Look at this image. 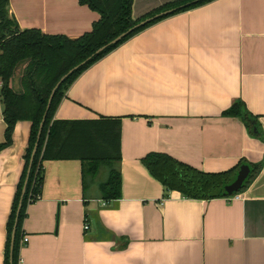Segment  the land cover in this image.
I'll use <instances>...</instances> for the list:
<instances>
[{"label": "crops", "instance_id": "obj_1", "mask_svg": "<svg viewBox=\"0 0 264 264\" xmlns=\"http://www.w3.org/2000/svg\"><path fill=\"white\" fill-rule=\"evenodd\" d=\"M174 1L132 0V18ZM9 13L21 31L69 39L99 20L78 0H9ZM239 102L264 140V0H214L107 54L68 88L54 120L120 121V199L102 201L97 177L85 188L79 161L45 162L41 199L23 222L20 261L264 264V142L238 118L222 116ZM5 128L0 102V144ZM30 131V122H18L0 151V264ZM149 154L204 174L233 171V178L243 160L261 170L235 196L189 199L151 176L142 164Z\"/></svg>", "mask_w": 264, "mask_h": 264}, {"label": "trees", "instance_id": "obj_2", "mask_svg": "<svg viewBox=\"0 0 264 264\" xmlns=\"http://www.w3.org/2000/svg\"><path fill=\"white\" fill-rule=\"evenodd\" d=\"M212 1L214 0H176L134 20L132 0H78L81 6L97 13L99 20L93 24L90 32L77 39H69L65 36L45 35L36 29L21 31L9 13V0H0V102L6 125L0 151L11 145L14 127L18 122L31 123L24 168L6 224L3 264H18L20 260V242L25 235L22 231L23 222L28 206L41 199L45 162L79 161L85 188L86 182L95 180L100 168L104 167L107 178L98 186L100 199L106 203L120 199L121 179L117 169L121 161L120 121L105 118L91 121H55V111L68 88L83 72L136 34L161 20ZM169 10L173 12L134 29L117 44L110 45L94 55L98 49L140 22ZM83 62L85 64L69 75L56 90L47 110L51 91L56 84L71 69ZM20 66L21 92H18L11 86V82ZM222 116L238 118L250 137L264 142L257 118L246 110L243 103H237ZM43 118L45 121L40 138L37 139ZM35 145L37 151L32 157ZM241 163L248 166L249 175L239 192L243 191L261 170V164L252 165L243 160L239 166ZM142 164L166 191L179 192L189 199L222 198L221 189L235 177L234 175L232 178L233 171L204 174L161 154L147 155ZM23 188L25 192L22 195ZM19 203L21 206L18 210ZM13 230L15 236L11 251Z\"/></svg>", "mask_w": 264, "mask_h": 264}, {"label": "water", "instance_id": "obj_3", "mask_svg": "<svg viewBox=\"0 0 264 264\" xmlns=\"http://www.w3.org/2000/svg\"><path fill=\"white\" fill-rule=\"evenodd\" d=\"M173 11L172 10H169V11H166V12H163V13H160L158 15H155L154 17L152 18H148L142 22H140L139 24H137L136 26H134L133 28L129 29L127 32L121 34L120 36H118L116 39H114L111 43H109L108 45L98 49L94 55H97L99 53H101L106 47L110 46V45H115L117 44L118 42H120L125 36H127L130 32H132L134 29L136 28H139L145 24H148L149 22H151L152 20H155L156 18H159V17H162V16H166V15H169L170 13H172ZM92 58V57H91ZM89 58V59H91ZM88 59V60H89ZM87 60V61H88ZM86 61V62H87ZM83 64H85V62H83L82 64H80L79 66L77 67H74L73 69H71L65 76H63L59 82L56 84V86L54 87V89L51 91V94H50V97H49V100H48V105H47V110L49 109V106L51 104V101L53 99V96L56 92V90L59 88V86L65 81V79L71 75L74 71H76L80 66H82ZM44 118L40 124V127H39V131H38V135H37V139L40 138V135H41V130H42V127H43V124H44ZM256 132V131H255ZM37 151V146L35 145L33 151H32V157L35 155ZM248 175H249V168L247 165H243L239 168V171L237 173V175L235 176L234 180L224 186L221 191H220V196L222 198H227V197H231L233 196L234 194H237L243 187L245 181L247 180L248 178ZM25 192V189L23 188L22 190V195L24 194ZM21 206V203H19V207H18V210ZM14 236H15V231L13 230L12 232V235H11V251L13 249V242H14Z\"/></svg>", "mask_w": 264, "mask_h": 264}, {"label": "rangeland", "instance_id": "obj_4", "mask_svg": "<svg viewBox=\"0 0 264 264\" xmlns=\"http://www.w3.org/2000/svg\"><path fill=\"white\" fill-rule=\"evenodd\" d=\"M21 72H22V66L18 67V69L16 71V75H15L14 79L12 80L13 82H11L15 91H18V92H21V87H20V83H19V79L21 77ZM13 83H15V84L13 85ZM106 178H107L106 170L104 167H101L99 170L96 181L97 182H103L104 180H106Z\"/></svg>", "mask_w": 264, "mask_h": 264}, {"label": "built area", "instance_id": "obj_5", "mask_svg": "<svg viewBox=\"0 0 264 264\" xmlns=\"http://www.w3.org/2000/svg\"><path fill=\"white\" fill-rule=\"evenodd\" d=\"M33 201H29V203H32ZM88 227L87 225L84 226V230H87ZM28 243V237L26 235H24L21 239V242H20V249H22L23 247H25ZM18 264H23L20 260L18 262Z\"/></svg>", "mask_w": 264, "mask_h": 264}]
</instances>
